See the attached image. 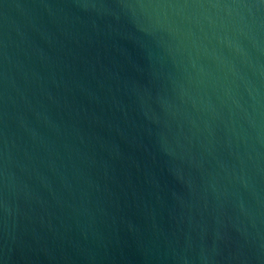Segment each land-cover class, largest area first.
I'll list each match as a JSON object with an SVG mask.
<instances>
[{
    "label": "water",
    "instance_id": "1",
    "mask_svg": "<svg viewBox=\"0 0 264 264\" xmlns=\"http://www.w3.org/2000/svg\"><path fill=\"white\" fill-rule=\"evenodd\" d=\"M0 264H264V0H0Z\"/></svg>",
    "mask_w": 264,
    "mask_h": 264
}]
</instances>
